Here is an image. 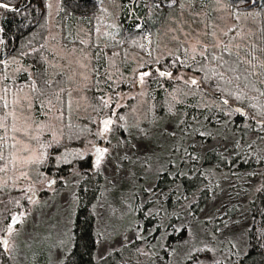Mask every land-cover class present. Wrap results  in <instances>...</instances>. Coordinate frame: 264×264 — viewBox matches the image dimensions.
<instances>
[{
    "label": "rangeland",
    "instance_id": "rangeland-1",
    "mask_svg": "<svg viewBox=\"0 0 264 264\" xmlns=\"http://www.w3.org/2000/svg\"><path fill=\"white\" fill-rule=\"evenodd\" d=\"M98 1L100 10L94 40L103 48L119 38L118 18L123 0ZM229 1L183 0L172 9L153 8L151 18L157 25L156 39L150 45L153 50L147 55L128 51L106 56L107 66L97 83L92 77L88 27L81 21L72 22L67 27V38L78 45L63 43L61 2L48 1V81L51 83L60 73L66 76L65 107V95L61 93L37 102L32 86L15 88L9 85L26 74L31 77L30 67L17 59L0 63V98H3L0 102L4 104L6 100L8 103L0 113V137L4 138L0 139V154L6 160L5 170L0 171V188H16L26 197L21 214H13L21 218L13 233L2 237L9 240L8 250L0 246L8 264H63L72 249L76 192L82 176L75 170L68 180L60 183L40 169L48 150L63 142L66 124L79 125L87 119L95 125L96 134L81 154L82 158L93 160L90 162L94 171L104 178L102 195L94 210L99 241L97 261L121 250L136 237L147 240L154 234V228L146 231L145 222L150 214L142 210L147 202L156 205L163 202V197L154 193L153 188L162 173L176 167L189 144L201 154L232 146L225 132L210 137V132L205 131L197 139L190 137L188 134L192 135L197 129L193 124L186 135L179 130L177 118L167 117L169 114L156 122L159 113L154 98L156 90L164 91L165 108L170 114L187 106L216 109L226 114L232 111L236 116L241 114L231 108L230 111L224 109L222 100L230 101L232 106L237 102L223 95L216 97L200 83V77L190 71L201 59L223 52L236 55L258 83V88L264 90V13L258 9L238 11L230 7ZM134 12L133 7L130 13ZM155 66L173 71L171 80L165 82L154 75L144 78L141 84L140 73ZM187 78L196 79L197 84H191ZM158 82L160 85L156 88ZM95 92L108 105L101 116L93 113ZM108 117L114 120L112 131L101 137L98 135L101 121ZM244 117L246 121L258 120L260 126L264 123L262 115L254 119L249 112ZM186 136L189 142L184 144L182 139ZM96 147L109 149L99 168L94 166ZM252 177L245 185L248 193L240 198L239 213L227 229L215 237H208L211 228L200 226L205 220L212 223L231 206L223 192L199 218L200 223L195 224L198 227H191L194 225L190 222V237L180 249L181 254H172L170 264H182L184 254H188L195 242L208 251L200 264H235L238 258L246 255L251 226L249 204L262 186L258 175ZM53 180L55 183H51ZM160 208L164 213V208L168 207L162 204ZM164 231L161 229L162 233ZM141 250L147 255L145 247Z\"/></svg>",
    "mask_w": 264,
    "mask_h": 264
},
{
    "label": "trees",
    "instance_id": "trees-1",
    "mask_svg": "<svg viewBox=\"0 0 264 264\" xmlns=\"http://www.w3.org/2000/svg\"><path fill=\"white\" fill-rule=\"evenodd\" d=\"M48 1L25 0L16 10L0 9V63L17 59L31 68V77L26 74L9 85L15 88L32 86V94L37 102L49 100L59 93L64 96L67 91V79L63 73L58 74L51 83L48 81ZM182 1L123 0V10L118 18L119 38L101 48L94 40L100 10L99 1L60 0L63 43L78 45V42L67 38V27L72 22L81 21L88 27L91 33L89 47L92 52V77L97 83L99 78L103 77L107 66L106 56L128 51L147 55L153 50L154 47L150 49V45L151 41L156 39L157 25L151 18L152 9L160 6L172 9ZM263 1L258 0L255 7H249L248 3L242 0H230L229 4L238 11L258 9L264 13ZM5 2L16 6L20 0ZM130 2L132 4H129ZM133 7L135 12L131 14ZM190 68V71L200 77V83L206 86L208 91L214 92L216 97L223 95L232 98L237 102L235 106L245 110L246 114L250 112L254 119L261 116L264 105V95L261 93H264V90L258 88V83L253 80L236 55L227 52L217 56L209 55ZM163 84L172 86L170 83ZM159 85L160 82L156 88H159ZM155 93V107L159 113L156 122L169 114L167 117L177 118L179 130L185 131L186 135L187 129L193 124L197 129L192 135L188 134L190 137L197 139L200 133L205 131L210 132V137L225 132L227 140L231 139L232 146L225 150L214 148L201 154L189 144L180 161L176 162V167H170L162 173L153 188L154 193L163 197V202L159 205L147 202L142 210L150 214L145 222L146 231L154 228V234L147 240L136 237L121 250L111 253L102 261H97L99 241L94 210L102 195L104 178L101 173L94 171L95 167H92L90 159L82 158L81 154V150L95 133V125L87 119L79 125L66 124L63 142L49 149L46 159L40 165L41 171L59 179L60 183L68 180L75 170L82 176L76 192L73 245L63 264H170L173 253L181 254L180 249L190 237L189 229L198 227L195 224L200 223L199 218L213 201L221 198L223 192L226 193V199L231 206H228L221 216L213 219L212 223L205 220L200 226L211 228L208 237H215L227 229L239 213L240 198H244V194L248 193L245 185L255 174L260 177L262 186L249 204L251 226L248 230V250L235 264H264V123L260 126L258 120L246 121L243 114L236 116L232 111L226 114L216 109L197 106L179 107L174 114H170L165 108V92L156 90ZM237 96L241 98L236 99ZM63 99L65 107L66 95ZM228 102L229 105L223 103L224 109L230 111L229 108L233 109L234 106ZM105 103L100 94L95 92L93 113L96 116H101L108 110ZM2 107L3 103L0 102V113L3 111ZM163 110H166V113H163ZM182 142H189V137H184ZM5 165V159L0 161V168ZM221 174H224L225 178H222ZM25 204L26 197L22 191L10 186L0 188V239L7 233L6 226L10 223L11 216L21 214V207ZM162 204L168 207L164 208V213L160 208ZM190 222L194 226L190 227ZM161 229L165 230V233H162ZM155 242L158 243L150 244ZM201 246L193 243L187 251L188 254H184L182 264H200L208 253ZM144 247L147 255L141 250ZM8 262L0 248V264Z\"/></svg>",
    "mask_w": 264,
    "mask_h": 264
},
{
    "label": "snow or ice",
    "instance_id": "snow-or-ice-1",
    "mask_svg": "<svg viewBox=\"0 0 264 264\" xmlns=\"http://www.w3.org/2000/svg\"><path fill=\"white\" fill-rule=\"evenodd\" d=\"M242 2H246L248 3L249 7H255L257 6L258 0H242ZM0 9H5V10H12L10 7V4L5 2V0H0ZM152 73L150 71H143L140 73V83L143 84L144 83V78L147 76H150ZM159 75L162 77H171V73L170 72H164V71H159ZM182 78V77H181ZM191 84L196 85L197 81L195 79L191 80ZM7 92V89L5 90ZM262 95H264V93H261ZM240 96H237L236 99H240ZM3 99V98H0ZM225 104L228 103L227 100L223 101ZM3 106L5 108L8 107V103L6 100H4V104ZM105 106H108L107 103H105ZM255 107V106H254ZM235 111L237 112H241L240 109H236ZM262 116H264V112L260 113ZM122 119V117H121ZM114 121L111 118H107L104 119L103 121H101L102 127L98 133L99 136L101 137H105L107 133L112 131L111 125H113ZM174 135V133H172ZM203 135V133H202ZM0 139H4L3 137H0ZM109 152L108 148H101V147H96L95 148V154H96V160H95V165L97 168H99L102 159L104 158L105 154H107ZM5 158L2 154H0V161H3ZM5 169L0 168V171H4ZM51 183H55V181H51ZM20 220V216L19 215H13L10 218V223L7 224L6 226V232L8 235H11L14 231V226L16 223H18ZM8 245H9V240L7 238H3L0 239V246H2L4 248V250H8ZM218 264V262H217Z\"/></svg>",
    "mask_w": 264,
    "mask_h": 264
},
{
    "label": "flooded vegetation",
    "instance_id": "flooded-vegetation-1",
    "mask_svg": "<svg viewBox=\"0 0 264 264\" xmlns=\"http://www.w3.org/2000/svg\"><path fill=\"white\" fill-rule=\"evenodd\" d=\"M147 71H150L152 74L150 75V76H147V77H151V76H154V75H156L159 79H163L164 81H165V77H162V76H160L159 75V71H166V70H164L162 67H160V66H155V67H152L150 70H147ZM166 72H171L172 73V76H171V78L173 77V75H174V72L173 71H166ZM146 78V77H145ZM171 78H170V80H171ZM169 80V81H170ZM187 80L188 81H190L191 82V80H192V78H187ZM165 82H168V81H165ZM245 115V114H244ZM103 121V120H102ZM100 129H101V125H100ZM102 144V141L100 140L99 141V144ZM104 146V145H103ZM95 152V151H94ZM106 156V155H105ZM104 156V157H105ZM90 159V158H89ZM95 160H96V158H95ZM90 161L92 162L93 160L92 159H90ZM93 163V162H92ZM94 166H96V165H94Z\"/></svg>",
    "mask_w": 264,
    "mask_h": 264
},
{
    "label": "water",
    "instance_id": "water-1",
    "mask_svg": "<svg viewBox=\"0 0 264 264\" xmlns=\"http://www.w3.org/2000/svg\"><path fill=\"white\" fill-rule=\"evenodd\" d=\"M24 2H25V0H20V2H19V4L18 5H16V6H10L11 7V9L12 10H16V9H18L20 6H22L23 4H24ZM5 10V9H4ZM12 10H8V11H12ZM164 72H166V71H164ZM171 73V72H170ZM172 74V73H171ZM172 76V75H171ZM171 78V77H170ZM170 78L169 77H165V81H169L170 80ZM194 79V78H193ZM196 80V79H195ZM197 81V80H196ZM224 101V100H223ZM224 103V102H223ZM225 104V103H224ZM225 105H229V103H227V104H225ZM233 109L234 110H236V109H240L241 110V112H238V113H241V114H245L246 113V111L245 110H243L242 108H240V107H236V106H234L233 107ZM237 112V111H236ZM108 118H111V117H108ZM105 119H107V118H105ZM112 119V118H111ZM113 120V119H112ZM114 121V120H113ZM114 124V123H113ZM112 126V125H111ZM101 127H102V124H101ZM101 148H104V147H101ZM106 155V154H105ZM52 185V184H51ZM50 186V185H49ZM21 219V218H20ZM20 221V220H19ZM17 224V223H16Z\"/></svg>",
    "mask_w": 264,
    "mask_h": 264
}]
</instances>
